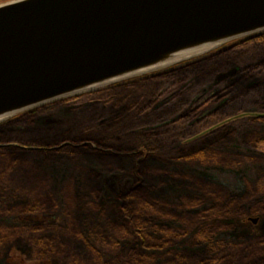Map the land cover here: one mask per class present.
I'll return each instance as SVG.
<instances>
[{"label": "rangeland", "instance_id": "1", "mask_svg": "<svg viewBox=\"0 0 264 264\" xmlns=\"http://www.w3.org/2000/svg\"><path fill=\"white\" fill-rule=\"evenodd\" d=\"M218 82L193 96L195 119L223 103L208 102ZM173 95H164L156 107L165 106ZM79 106H62L33 127L61 132L58 124L76 117L83 107ZM247 112L252 122L240 135L224 131L206 137L199 147L202 154H194L195 148H178L170 160L147 158L141 163L148 202L145 218L155 226L149 240L163 245L154 251L155 263L168 264L177 256L179 264L264 261V151L250 144L264 133V120L254 119L261 113ZM134 163L135 159L72 156L65 151H0V264H113L115 253L106 259L105 252L90 247L101 250L117 237L119 211L103 196L101 181L113 174L132 178ZM249 217L258 220L252 223ZM131 241L118 237L120 247ZM41 244L61 249L56 257L47 258L38 254Z\"/></svg>", "mask_w": 264, "mask_h": 264}, {"label": "trees", "instance_id": "2", "mask_svg": "<svg viewBox=\"0 0 264 264\" xmlns=\"http://www.w3.org/2000/svg\"><path fill=\"white\" fill-rule=\"evenodd\" d=\"M230 70L234 72L217 83V92L208 100H224L223 103L195 119L197 108L190 105L193 96ZM178 88L180 91L175 92ZM172 92L165 106L156 107L164 95ZM70 104L83 107L76 111V117L58 124L61 132L57 128L44 132L33 127L36 120L54 116L62 106ZM246 111L264 113V32L164 70L26 111L0 124V144L19 145L0 147V151H65L72 156L87 153L117 160L135 159L132 178L113 174L101 181L103 196L119 211L114 224L117 237L101 250L94 244L90 247L96 253L105 252L106 259L115 253L113 264H161L155 263L153 254L163 245L149 240L155 226L145 218L148 202L143 195L146 186L140 174L141 163L147 158L170 160L178 148H195L194 154H202L204 149L199 147L206 137L224 131L240 135L241 129L252 122L248 112L244 114ZM254 119L264 120V116ZM61 144L65 145L60 147ZM250 144L264 151V133L254 136ZM92 235L103 243L100 235ZM118 237L132 241L120 247ZM212 245L208 243L209 250ZM39 247L38 254L47 258L56 257L61 249L46 244ZM179 259L177 256L168 264H179Z\"/></svg>", "mask_w": 264, "mask_h": 264}, {"label": "water", "instance_id": "3", "mask_svg": "<svg viewBox=\"0 0 264 264\" xmlns=\"http://www.w3.org/2000/svg\"><path fill=\"white\" fill-rule=\"evenodd\" d=\"M262 32L264 0L0 3V124ZM232 72L219 74L217 81ZM9 146L19 147L0 144Z\"/></svg>", "mask_w": 264, "mask_h": 264}, {"label": "flooded vegetation", "instance_id": "4", "mask_svg": "<svg viewBox=\"0 0 264 264\" xmlns=\"http://www.w3.org/2000/svg\"><path fill=\"white\" fill-rule=\"evenodd\" d=\"M216 80H217V78H216ZM37 108V107H36ZM31 110V109H30ZM27 111H29V110H27ZM26 112V111H25ZM24 113V112H23ZM22 114V113H21ZM20 115V114H19ZM18 116V115H17ZM16 117V116H15ZM14 118V117H13Z\"/></svg>", "mask_w": 264, "mask_h": 264}]
</instances>
